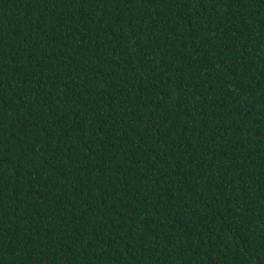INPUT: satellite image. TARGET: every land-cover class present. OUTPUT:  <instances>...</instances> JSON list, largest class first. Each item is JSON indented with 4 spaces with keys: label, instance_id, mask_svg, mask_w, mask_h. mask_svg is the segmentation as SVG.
<instances>
[{
    "label": "trees",
    "instance_id": "trees-1",
    "mask_svg": "<svg viewBox=\"0 0 264 264\" xmlns=\"http://www.w3.org/2000/svg\"><path fill=\"white\" fill-rule=\"evenodd\" d=\"M0 264H264V0H0Z\"/></svg>",
    "mask_w": 264,
    "mask_h": 264
}]
</instances>
